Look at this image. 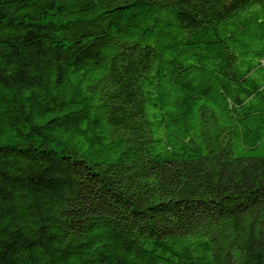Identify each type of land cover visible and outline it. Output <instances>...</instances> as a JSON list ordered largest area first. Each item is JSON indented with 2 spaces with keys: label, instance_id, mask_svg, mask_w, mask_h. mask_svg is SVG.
<instances>
[{
  "label": "trees",
  "instance_id": "1",
  "mask_svg": "<svg viewBox=\"0 0 264 264\" xmlns=\"http://www.w3.org/2000/svg\"><path fill=\"white\" fill-rule=\"evenodd\" d=\"M0 264H264V0H0Z\"/></svg>",
  "mask_w": 264,
  "mask_h": 264
}]
</instances>
